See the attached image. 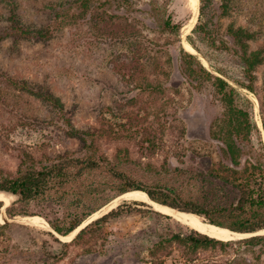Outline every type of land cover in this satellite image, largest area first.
<instances>
[{
    "label": "rangeland",
    "instance_id": "obj_1",
    "mask_svg": "<svg viewBox=\"0 0 264 264\" xmlns=\"http://www.w3.org/2000/svg\"><path fill=\"white\" fill-rule=\"evenodd\" d=\"M13 13L23 24L47 27L52 38L1 42L0 72L46 85L29 89H49L60 106L23 86H0V182L96 151L145 186H173L186 197L226 205V179L244 181L242 173L257 163L253 157L264 154V0H199L193 25L188 0H90L87 9L80 0H0V30L10 26ZM157 15L181 23L180 34L164 31ZM199 20L207 26V37L192 32ZM103 25L124 30L114 36ZM240 30L235 40L233 33ZM246 46L247 55L262 54L253 71L254 92L246 88L250 80L241 55ZM182 50L234 88L237 104L251 113L260 133L254 132L250 143L238 142L245 154L239 167L212 136L224 113L214 80L184 75ZM3 194L0 264H264V230L238 237L214 225L221 230L204 233L228 244L192 254L189 247L166 240L196 230L138 195L115 198L77 232L55 239L48 221L64 219L67 209L74 212L71 206L51 200L23 203ZM125 204L136 211L79 236ZM24 212L29 215H19ZM259 236L258 244L247 243Z\"/></svg>",
    "mask_w": 264,
    "mask_h": 264
},
{
    "label": "trees",
    "instance_id": "obj_2",
    "mask_svg": "<svg viewBox=\"0 0 264 264\" xmlns=\"http://www.w3.org/2000/svg\"><path fill=\"white\" fill-rule=\"evenodd\" d=\"M80 1L82 8L87 9L90 0ZM62 18H65V16ZM156 18L164 31L180 34L183 25L175 23L172 16L157 15ZM9 22L11 24L7 29L0 30V43L12 40L14 44H17L24 42V40L46 41L52 38V33L47 27L33 28L31 25L23 24L15 13L10 16ZM206 27L205 23L203 24L199 20L192 32L202 37H207ZM101 29L115 36L119 35L124 30V27L118 26L109 31L108 25H103ZM242 33L243 31L241 30L234 32V39H239V35ZM248 37L251 39L254 36L250 34ZM188 42L194 49L198 50L191 38H188ZM224 49L230 50L229 46H224ZM247 49L248 47L246 46L243 54H241L245 63L247 77L250 80V85L246 88L250 92H254V87L252 86L254 81L253 71L261 63L262 54L256 52L247 55ZM182 51V72L184 75L190 79L196 76H203L209 80H214L218 93L222 97L224 113L218 125L214 127L212 136L223 143L224 148L222 151L224 156L234 167H239L240 161L245 154L238 142L241 144L250 143L252 134L259 132L252 120L251 113L248 109H244L237 104L235 89L228 86L224 79L213 77L200 64L196 55L185 50ZM139 67L144 71L145 65L142 62H140ZM0 86H20V88L23 86L21 89L32 96L51 105L60 106V99L55 97L49 89L43 87H36L33 90L29 89V86H46L37 84V81L18 80L15 76H8L4 72H0ZM253 159L257 163H253L250 169H246L242 173L244 181L226 179L225 185L227 188L224 186V190L227 192V194L225 192L226 205H216L208 197L196 199L186 197L184 193L176 190L173 186H145L139 180L134 179L130 173L123 170L121 164H112L108 159L99 157L96 151L83 157L63 158L40 170L27 169L20 171L15 178L3 179L0 182V193L18 196L20 202L23 203L51 200L59 206H65V204L69 207L71 206L74 212L72 213L67 209L70 213L64 219L48 221L52 229L50 234L55 239H57L55 236L66 237L70 235L79 229L87 219L110 204L115 198L124 195L141 196L160 204L172 212L195 214L203 217L212 225L235 233H243L239 235L246 236L264 230V154H257ZM232 174L237 175L238 173L233 172ZM110 193H113V195ZM135 205L144 206L146 204L135 202ZM3 207L4 202L0 200V210ZM135 211L136 208H132L128 204L118 206L86 226L81 230L79 236L94 227L100 228L111 220ZM26 213L19 215L28 216L29 214ZM216 215H225V221H217L215 219ZM11 216L14 217L16 215ZM262 239L260 236L253 237L247 243L258 244ZM166 242L181 243L185 247H189L192 250V254L199 249H213L228 244L225 241L217 240L215 237L197 231H192L190 234H172Z\"/></svg>",
    "mask_w": 264,
    "mask_h": 264
},
{
    "label": "bare ground",
    "instance_id": "obj_3",
    "mask_svg": "<svg viewBox=\"0 0 264 264\" xmlns=\"http://www.w3.org/2000/svg\"><path fill=\"white\" fill-rule=\"evenodd\" d=\"M188 1H189L190 11L193 14L192 19L189 22V25H193L194 22H195V18H196V13H197V7H198V4H199V0H188ZM5 196H6L5 194L0 193V200L4 202ZM161 211L166 212L168 214H172V213H170V211L166 210L163 207L161 208ZM173 213H174V216L176 217L177 220L181 221L183 224L188 225L190 228H192V229H194V230H196L198 232L213 233V232H215L217 230H219V231L221 230V229H218L216 226L212 225L211 223L205 224V223H201V222H198V221L194 220L195 218L192 217L188 213H178V212H173ZM221 231L223 233H225V234L228 233V230H226V229H223ZM75 232H77V231H75ZM241 236L238 235V237H241Z\"/></svg>",
    "mask_w": 264,
    "mask_h": 264
},
{
    "label": "water",
    "instance_id": "obj_4",
    "mask_svg": "<svg viewBox=\"0 0 264 264\" xmlns=\"http://www.w3.org/2000/svg\"><path fill=\"white\" fill-rule=\"evenodd\" d=\"M225 229V228H224ZM78 230V229H77ZM76 230V231H77ZM226 230H228V229H226ZM230 231V230H229ZM230 232H232V231H230ZM232 233H235V232H232ZM236 234H243V233H236ZM252 234H255V233H252ZM256 235V234H255ZM253 236V235H252ZM241 237H247V236H241Z\"/></svg>",
    "mask_w": 264,
    "mask_h": 264
}]
</instances>
